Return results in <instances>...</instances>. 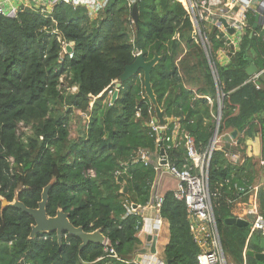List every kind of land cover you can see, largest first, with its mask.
I'll list each match as a JSON object with an SVG mask.
<instances>
[{
  "label": "trees",
  "instance_id": "trees-1",
  "mask_svg": "<svg viewBox=\"0 0 264 264\" xmlns=\"http://www.w3.org/2000/svg\"><path fill=\"white\" fill-rule=\"evenodd\" d=\"M136 2V22L128 0H107L95 14L64 2L49 12L20 6L14 17L0 14V198L11 202L17 197L35 208L43 187L52 183L46 214L54 216L61 209L74 226L100 230L119 258L108 256L104 244L90 242L80 249L81 240L73 235L63 234L60 244L54 232L30 238L33 218L2 207L0 201V264H132L128 261L140 243L137 233L143 222L132 205L150 202L156 178L154 163L144 164L137 151L159 154L163 148L169 163L191 165L183 135L193 138L197 152L208 149L218 100V135L237 132L234 144L221 137L207 170L223 253L227 264H264L244 253L262 250L260 231H251L250 221H226L235 217L238 202L249 206L254 197L264 219L259 165L264 159V32L252 28L249 15L251 28L226 62L216 54L222 39L210 32L208 60L192 37L194 27L180 0ZM67 44L70 54L64 51ZM135 52L145 60L159 57L151 69V87L164 112L163 134L170 135L178 125L177 146L167 147L162 140L157 149L148 124L155 111L144 92L141 69L109 100L107 90ZM252 64L263 70L255 81L247 72ZM74 116L82 124L72 137ZM256 137L259 158L246 154V142ZM228 153L240 158L232 161ZM89 169L95 177L87 175ZM159 213L169 231L164 264H199L200 248L184 201L166 191Z\"/></svg>",
  "mask_w": 264,
  "mask_h": 264
},
{
  "label": "built area",
  "instance_id": "built-area-1",
  "mask_svg": "<svg viewBox=\"0 0 264 264\" xmlns=\"http://www.w3.org/2000/svg\"><path fill=\"white\" fill-rule=\"evenodd\" d=\"M10 0H4L0 3V14H4L8 17H14L18 12L20 6H24L19 0H15V4H11L6 7L5 3ZM34 5L27 6L32 8H38L45 10V7L52 8L56 3L64 2L72 6H85L90 13H97L104 8L107 0H31ZM137 0H128V4L132 6ZM184 6L190 21L193 24L194 40L198 41L204 53L209 60V48L210 41L208 40V34L210 32L216 33L223 41V46L220 47L216 54L221 60L220 62H226L230 56L236 50V47L240 41V37L244 35L248 28H251V23L248 19L249 15L253 18H257L258 33L264 32V0H180ZM26 7V6H24ZM221 18L226 21V26L221 22ZM228 28L233 29V33H229ZM65 51V48H64ZM140 52H135L137 56ZM70 54V53H69ZM210 62V61H209ZM263 70L257 71L251 79L257 80L262 74ZM258 87V86H257ZM116 85L107 90L109 100L111 102V96L116 90ZM72 88V90H74ZM138 115V113H137ZM218 112L215 116L216 129L218 134L219 124ZM148 124L155 134L157 149L161 147V141L165 140L167 147L177 146L179 142L176 141L178 134V125H175L170 135L163 134L166 130V125H161L156 116H151ZM215 129V130H216ZM214 130V131H215ZM211 142L208 149L203 152H197L194 146L193 138L184 134V146L186 148L187 157L191 160V165L178 168L175 165L168 162L166 154L164 156L159 155L157 152H151L147 149H139L136 153V157L147 164L148 162L154 163V169L160 174L167 172L173 176L176 181V189L174 195L182 199L186 205L187 212L191 218L190 231L194 241L200 248V252L197 255L199 264H227L226 257L223 253L220 235L216 226L214 218L211 196L208 186L207 170L209 160L211 158L213 150L216 148V139ZM228 157L232 161H237L240 156L236 153H228ZM165 159L164 164L161 163L162 159ZM261 164H264L261 162ZM118 174V172H116ZM89 177H95V172L92 169L87 171ZM163 200V196L157 191L156 185L151 196L150 204L159 211ZM133 209V208H132ZM134 210V209H133ZM245 215L252 217L251 231H260L264 237V219L260 215L259 211L251 206L245 210ZM236 218L245 219L244 216H235ZM247 220V219H245ZM158 221H160L158 219ZM105 245V252L108 256L119 259L114 249L108 244L106 239L103 243ZM246 252V251H245ZM244 252V253H245ZM127 263V261H126ZM128 263L136 264L133 259Z\"/></svg>",
  "mask_w": 264,
  "mask_h": 264
},
{
  "label": "water",
  "instance_id": "water-1",
  "mask_svg": "<svg viewBox=\"0 0 264 264\" xmlns=\"http://www.w3.org/2000/svg\"><path fill=\"white\" fill-rule=\"evenodd\" d=\"M131 14H132V19L134 22L138 20V5L137 2H135L132 5L131 9ZM257 18H254V22L252 24V28L257 27ZM221 22L223 25L226 26V21L221 18ZM229 33H233V29L228 28ZM252 35V32L250 33ZM72 51V47L70 44H67L65 46V52L70 53ZM159 60L158 55L154 54V56L150 60H145L142 53H139L133 62L130 64L126 65L123 72L119 75V77L116 80V90H114L112 96H111V101H114L117 98L118 95V88L121 86V83L128 78H130L132 75L138 73V71L141 69L142 70V76H143V87H144V92L152 104L154 111H155V116L158 119L159 123L161 125L165 124V119H164V112L163 110L159 107L156 97L154 95V92L151 87V82H150V73L152 67L155 65V63ZM247 72L249 75H253L257 72L256 66L253 64L247 68ZM261 80L264 83V75L261 76ZM218 115L220 117L221 115V106L218 108ZM236 130L231 131L227 135H223L222 138L226 140H231L236 136ZM217 134V129L214 131L212 137H211V142L215 140ZM160 155L164 156V149L160 148L159 150ZM166 160L163 158L161 163L164 164ZM52 186V183H48L45 185L42 189L41 192V199L37 204V207L31 208L27 207L23 202H21L17 197L13 199V201L9 202L5 198H0L1 201V206L2 207H13L22 210L23 212L27 213L30 215L33 220L34 224L32 225L31 232H30V238H33L37 233H51L54 232L57 241L60 244L61 239L63 234H68V235H73L78 237L81 240V243L79 245V248L82 249L88 243L93 242V243H99L103 244L104 241L106 240V237L101 233L100 230H95L92 232H86L83 230L82 227L74 226L70 221L68 217V213L62 211L59 209L54 216H48L46 214V202L48 200V192ZM138 206L133 204L132 208L136 209ZM229 224H234V225H248L249 222L245 219L241 218H236V217H231L226 220ZM260 246L261 248L264 249V237L261 238L260 240ZM247 255L250 256H255L258 259H264V250L262 252H254L253 250H246L245 252Z\"/></svg>",
  "mask_w": 264,
  "mask_h": 264
},
{
  "label": "crops",
  "instance_id": "crops-1",
  "mask_svg": "<svg viewBox=\"0 0 264 264\" xmlns=\"http://www.w3.org/2000/svg\"><path fill=\"white\" fill-rule=\"evenodd\" d=\"M4 0H0V3H3ZM23 3L24 6H33L34 3L31 0H19ZM15 0H10L9 2L5 3V6L8 7L11 4H15ZM46 10H50V7H45ZM71 45V44H70ZM219 100L217 102V112L219 108ZM228 133H225L224 135H227ZM234 139H231L230 141L233 142ZM234 144V142H233ZM216 145L217 147L221 146V140L216 139ZM246 154L248 156H253L255 158H259L260 154V140L259 137H256L254 140H249L246 142ZM160 155V153H159ZM228 156V155H227ZM229 158V157H228ZM230 159V158H229ZM264 159H261L259 161V165L264 167L263 163ZM262 169V168H261ZM156 171V170H155ZM260 170V174H261ZM168 174L167 172L158 173L156 171V178L153 181L152 188H151V196L154 190V185H156L157 191L163 196L166 191H175L176 184L172 182L171 184H168L167 188L165 190H160L162 188L161 186V179L163 175ZM170 175V174H169ZM264 179L262 178L261 181ZM260 180L256 182L254 185V192H256L258 185L261 183ZM170 183V182H169ZM166 185V183L163 184V187ZM170 185V186H169ZM255 194V193H254ZM255 196V195H254ZM151 201V198H150ZM241 204V202H238ZM245 204V202H243ZM243 204V205H244ZM247 206V205H246ZM255 207L257 209V204L255 201V197L252 199V205H249ZM140 211V214L142 216V226L140 230L137 233L138 238L140 239V243L137 246L136 253L133 257V259L136 261V264H164V258H163V251L168 243L169 239V231H168V222L163 219L160 216V213L158 210H156L150 202L142 207H137ZM251 208V207H250ZM258 210V209H257ZM234 211V210H233ZM236 213H234L235 215ZM245 215V212H244ZM237 216V215H235ZM158 219L160 221H158ZM250 250V249H249ZM264 249L262 248V252ZM255 252V251H254Z\"/></svg>",
  "mask_w": 264,
  "mask_h": 264
},
{
  "label": "rangeland",
  "instance_id": "rangeland-1",
  "mask_svg": "<svg viewBox=\"0 0 264 264\" xmlns=\"http://www.w3.org/2000/svg\"><path fill=\"white\" fill-rule=\"evenodd\" d=\"M51 10V8H50ZM49 10V11H50ZM92 14H95V12H92ZM65 48V47H64ZM219 61H221L219 58H218ZM82 124V120L81 119H78L76 116H74L72 119H71V124H70V127H71V136H75L76 135V130L79 128V126ZM23 129V128H22ZM26 129V128H25ZM221 137L222 136H219L217 134V139L221 140ZM261 174H262V177H264V167H262L261 169ZM170 182V183H169ZM172 182H174L176 184V181L174 180V177L169 175V174H166V175H163L162 176V179H161V186L162 188L160 190H165V188H167L168 184H171ZM166 183V185L163 187V184ZM170 186V185H169ZM244 203H237L235 205V208H234V213H236L235 215L237 216H244L245 219H247V221H252V217H250L249 215H244V212L245 210H247L248 208H250L251 206H246L245 204L243 205Z\"/></svg>",
  "mask_w": 264,
  "mask_h": 264
},
{
  "label": "clouds",
  "instance_id": "clouds-1",
  "mask_svg": "<svg viewBox=\"0 0 264 264\" xmlns=\"http://www.w3.org/2000/svg\"><path fill=\"white\" fill-rule=\"evenodd\" d=\"M116 85V84H115Z\"/></svg>",
  "mask_w": 264,
  "mask_h": 264
}]
</instances>
